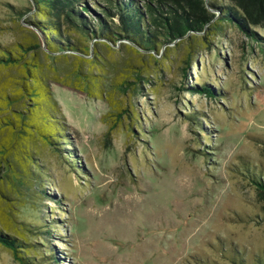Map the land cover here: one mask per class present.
Here are the masks:
<instances>
[{"label":"rangeland","instance_id":"rangeland-1","mask_svg":"<svg viewBox=\"0 0 264 264\" xmlns=\"http://www.w3.org/2000/svg\"><path fill=\"white\" fill-rule=\"evenodd\" d=\"M31 5L0 0V42L25 37ZM247 27L222 22L158 51L117 43L94 69L103 95L53 83L70 150L38 142L46 177L6 188L17 225L38 226L26 239L57 220L44 244L63 264H260L264 200L247 169L264 176V25ZM136 72L135 87H116ZM0 264L19 263L0 246Z\"/></svg>","mask_w":264,"mask_h":264},{"label":"trees","instance_id":"trees-1","mask_svg":"<svg viewBox=\"0 0 264 264\" xmlns=\"http://www.w3.org/2000/svg\"><path fill=\"white\" fill-rule=\"evenodd\" d=\"M104 1L105 6L99 0H31L27 12L19 11L22 16L29 13L24 19L25 37L10 45L0 42V209L2 204L8 208L7 215L0 214V246L10 250L19 264H63L55 247L44 244L49 243L48 234L57 220H50L48 230L39 234L40 241H29L25 233L38 235V226L25 220L17 225L10 196L19 184L46 177L36 157L38 142L63 156L64 150H70L58 146L70 143L53 83L95 97L103 89L101 74L94 69L107 64V53L117 43L136 52L158 51L163 43L195 37L222 22L238 24L250 34L248 24L264 25V0H234L244 15L211 0ZM140 76L136 72L134 81L117 78L116 87L128 91ZM193 89L213 93L207 84ZM125 114H119L118 121ZM247 172L264 200V176L259 177L251 167Z\"/></svg>","mask_w":264,"mask_h":264}]
</instances>
